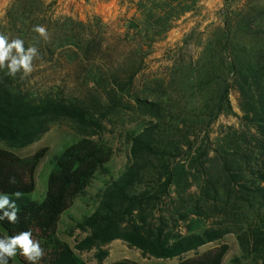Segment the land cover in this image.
I'll return each mask as SVG.
<instances>
[{"label": "trees", "instance_id": "16d2710c", "mask_svg": "<svg viewBox=\"0 0 264 264\" xmlns=\"http://www.w3.org/2000/svg\"><path fill=\"white\" fill-rule=\"evenodd\" d=\"M52 1L12 0L7 21L16 34H9V42L21 39L25 52L35 47L41 56H52L64 46H76L88 54L94 40L81 35L79 28L85 22L69 15L61 22L53 11L48 18ZM198 1L137 0L139 39H134L147 45L138 47L140 57L137 63L132 62L136 66L125 82L114 76L121 92L126 83L133 82L153 41ZM220 16L208 30L195 63L174 61L168 84L155 76L147 87L149 92L136 96L138 110L146 118L137 131L128 134L131 160L107 183L97 208L77 222L82 230H90L77 248H99L97 264H102L106 255L100 245L113 239H123L143 255L160 258L196 250L230 231L229 221L248 219L246 208L255 209L252 216L260 217L264 229V0H246L240 7L223 8ZM37 27L45 29L44 35L35 31ZM49 29H53L51 36ZM20 70L12 76L7 67L0 69V140L15 147L37 139L51 117L75 118L77 114L73 104L49 96L35 99L22 91L15 84ZM232 91L237 93L240 113L233 109ZM221 115L236 116L237 126L221 124L213 135ZM44 151L22 159L0 147V199H9L0 208V239L30 232V239L42 250V256L32 262L17 246L8 264H87L59 237L58 223L95 173L107 171L113 150L88 136L68 144L52 158L43 199L31 200L28 194L35 189L33 172ZM13 202L15 222L4 215L13 211ZM211 217L222 220L217 226H208L206 220ZM261 228L240 242L246 245L244 249L252 246L264 264ZM227 249L228 245L222 244L178 264H222ZM112 264L141 263L124 258ZM232 264L243 263L234 257Z\"/></svg>", "mask_w": 264, "mask_h": 264}, {"label": "rangeland", "instance_id": "374dc122", "mask_svg": "<svg viewBox=\"0 0 264 264\" xmlns=\"http://www.w3.org/2000/svg\"><path fill=\"white\" fill-rule=\"evenodd\" d=\"M136 2L137 0L52 1V6L47 11L48 18L53 11L51 14L54 18L60 16L61 22L64 21V15L82 20L85 26L79 28L83 31L81 35L94 41L89 47L88 54L76 46L61 47L52 56L47 54L41 56L36 52L31 61L32 70L25 73L21 68L22 72L16 77L15 84L22 91H27L32 98L49 96L62 100L66 105L73 104L77 112L76 117L70 115L51 117L47 129L33 142L22 147L10 146L0 140V147L9 149L22 159H29L37 151L45 149L33 172L35 189L28 194L31 200L43 199L47 177L53 167L52 158L68 144L88 136L111 146L113 154L107 164V171L95 173L84 193L61 215L58 223V235L62 240L66 239L88 264H97L96 253L99 248L75 247L86 234L77 227L76 222L97 208L107 183L117 177L131 160L128 134L137 131L146 118V115L138 110L136 96H144L149 92L147 87L152 85L155 76L164 78L165 84H168L170 66L174 61L195 63L208 30L219 22L223 8L240 7L246 0H199L195 7L179 17L161 38L153 41L152 49L140 63L141 68L133 82L126 83L124 91L121 92L115 85L114 76H117L119 82H125L128 72L136 66L132 62L137 63L140 57L138 47L143 45L145 48L147 45L143 40L134 39L135 37L139 39L135 23L138 18ZM11 3L12 0H0V34L6 35L9 39L10 33L16 34L7 21V10ZM52 33L53 29H49L48 35L51 36ZM185 40L188 41L185 43ZM101 41L99 46L98 42ZM230 99L233 109L240 113L237 107V93L232 91ZM237 123L236 116L221 115L213 126V135L218 132L219 125L237 126ZM27 172L26 169L25 176ZM192 190H195V187H192ZM246 210L249 212L248 219L229 221L230 231L218 239L200 245L196 250H189L174 257L160 258L143 255L140 249L130 246L123 239H113L100 245V249L106 251L103 261L105 264H112L127 258L141 264H178L183 258L227 244L228 249L222 264H232L234 257H238L243 264H261L262 259L251 250L252 246L247 250L244 249L246 245L240 242V239L245 242L244 238L247 235L263 225L260 217L252 216L255 209ZM221 220L220 217H211L206 220V225L217 226L216 222ZM183 224L181 221L180 225ZM262 230L264 232V229ZM86 231L90 233L89 229Z\"/></svg>", "mask_w": 264, "mask_h": 264}, {"label": "clouds", "instance_id": "9594fccd", "mask_svg": "<svg viewBox=\"0 0 264 264\" xmlns=\"http://www.w3.org/2000/svg\"><path fill=\"white\" fill-rule=\"evenodd\" d=\"M35 31L41 35H44L45 29L43 27L35 28ZM9 38L6 35L0 34V69L7 67L8 75L14 76L17 71L23 68L25 73L30 72L31 61L36 54L37 49L30 47L25 52L23 41L21 39H15L8 42ZM13 49L15 54L13 55ZM5 61H8L5 65ZM17 195H19L17 193ZM9 203L7 196L0 199V208ZM13 211L11 213L5 212L4 215L9 217L12 222L16 221V207L13 202ZM0 219H3L0 216ZM30 232H23L14 238L0 239V264H8V258L14 257L17 252V246L22 249V254L32 262H35L37 258L42 256V250L38 242H34L30 239Z\"/></svg>", "mask_w": 264, "mask_h": 264}, {"label": "crops", "instance_id": "0c3cea01", "mask_svg": "<svg viewBox=\"0 0 264 264\" xmlns=\"http://www.w3.org/2000/svg\"><path fill=\"white\" fill-rule=\"evenodd\" d=\"M77 222H78V221H77ZM77 222H76V223H77ZM77 227H78V226H77ZM78 228H79V227H78ZM84 232H85L86 234H85V236H83L80 240H82L84 237L87 236L88 232H87L86 230H84ZM59 237H60V236H59ZM60 238H61V237H60ZM61 239H62V238H61ZM63 240H65L66 242H68L66 239H63ZM80 240H79V241H80ZM68 243H69V242H68ZM70 247H71V248L74 250V252L76 253L75 249H74L71 245H70ZM75 247L77 248V246H75ZM78 249H79V248H78ZM76 254H77V253H76ZM77 255H78V254H77ZM78 256H79V255H78ZM79 257H80V256H79ZM82 259H83V258H82ZM83 260H84V259H83ZM103 260H104V259H103ZM84 261H85V260H84ZM85 262H86V261H85ZM86 263H87V262H86ZM97 263H98V262H97ZM87 264H88V263H87ZM102 264H105L104 261H102Z\"/></svg>", "mask_w": 264, "mask_h": 264}]
</instances>
